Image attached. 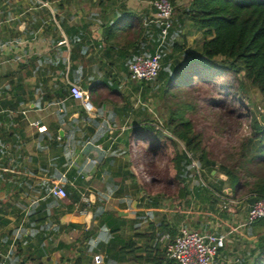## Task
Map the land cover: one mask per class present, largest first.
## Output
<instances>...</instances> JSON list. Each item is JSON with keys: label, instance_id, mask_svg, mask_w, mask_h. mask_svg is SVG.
I'll use <instances>...</instances> for the list:
<instances>
[{"label": "crops", "instance_id": "crops-1", "mask_svg": "<svg viewBox=\"0 0 264 264\" xmlns=\"http://www.w3.org/2000/svg\"><path fill=\"white\" fill-rule=\"evenodd\" d=\"M189 1L178 0V5ZM153 2L50 0L42 4L35 0L33 19L26 22L24 5L12 14L9 0H0V264H75L81 255L92 264H152L158 251L151 249L155 244L152 235H161L163 247L168 244L167 234L158 226L164 221L161 205L166 199H159L160 207L154 206L138 179L139 170L133 166L134 176L126 175L130 172L125 168L127 154H122L128 150L125 142L132 138V130L147 119L153 121L151 95L148 98L145 89L138 87L142 83L132 81L129 72L138 56L152 57L157 50ZM195 31L185 19L176 41L180 37L183 45L189 43ZM29 72L32 75L27 76ZM71 85L88 92L96 114L71 95ZM19 99H28V103L18 105ZM88 115L100 121L88 120ZM104 128L110 134L97 145ZM93 152L98 153L96 159L91 157ZM58 181L68 195L86 194L90 201L95 196L93 207L87 209L93 213L90 226L85 222L88 214H82L85 207L69 211L68 205L73 203L69 196L63 200L51 194L41 196L43 189ZM129 187L131 198L127 197ZM39 202L47 206V225L56 226L35 230L29 239L27 234L39 217L30 221L27 212ZM103 213H112V227L118 232L110 234L111 227L104 226L105 231L100 226ZM247 215L248 211L231 210L211 220L210 228L197 220L189 229L227 235L224 264H231L239 257L230 235L247 228ZM56 218L81 228L59 233ZM165 221L178 231L185 223L175 218ZM214 223L230 226L232 231L222 232ZM84 226L93 231L91 241H80ZM115 238L123 241L116 242L112 255L133 242L141 250L116 260L107 251ZM159 250L162 259L163 250Z\"/></svg>", "mask_w": 264, "mask_h": 264}, {"label": "trees", "instance_id": "trees-1", "mask_svg": "<svg viewBox=\"0 0 264 264\" xmlns=\"http://www.w3.org/2000/svg\"><path fill=\"white\" fill-rule=\"evenodd\" d=\"M39 1L44 4L50 0ZM170 1L175 5L173 22L177 29H171L166 41L162 43V27L156 23L158 27L154 42L155 47L160 48L162 53V67L154 81L138 85L139 88L145 89L148 98L153 90L159 91L161 97L165 99L169 117L165 125L147 119L132 130V138L125 142L128 152L132 155V165L141 170L139 172L142 175L145 192L156 208L160 207L158 201L161 198L171 199L174 206L182 203L189 206L196 200L206 208L209 205L210 212H215L220 203H226V211L230 212L234 209L233 207L237 208L239 203H245L250 198L264 200V123L261 118L252 117L250 124L252 134L242 140L240 149L233 148L237 160L232 162L229 159L226 163H220L211 158L202 135L195 130L194 122L189 116L190 112H194L193 104L189 101L175 102V99L187 95L189 90L197 88L199 84L212 82L215 84L206 75L207 73H213L214 76L221 74L233 76V79H228L226 85L220 89L214 87L220 95V99L216 101L217 105L227 108L230 113L238 117L243 116L238 114V109L234 106L236 102L242 100L241 91L248 92L249 89H256L264 96V0H190L187 4L180 6L176 4V0ZM185 19L190 21L194 29L203 34L204 43L200 53L185 49L187 41L182 46L176 41L182 34ZM30 75L32 73L29 72L27 76ZM233 94L236 96L235 100L230 99ZM24 102L28 103V99H19L18 105ZM86 118L95 122L100 121L98 117L92 120L90 115ZM240 121L236 122L238 129L243 126ZM225 125L228 126V130L231 127L228 134L236 136L239 130L237 128L234 130L235 127L231 123L227 122ZM100 133L101 138L96 141L97 145L107 138L110 130L104 128ZM250 141H256L259 144L257 153L251 158L247 153ZM122 154L127 152L123 151ZM143 165L145 174H142ZM193 171H196V174H193ZM126 175L134 176L132 171ZM149 175L155 176L154 179L151 178L148 181ZM213 179L215 182H212ZM170 187H174L171 196L168 194ZM227 188L232 189V197L224 193ZM50 191L51 188L43 189L41 196H49ZM68 196L71 202L73 200V203L68 205L69 211L85 207L81 203V193L73 192ZM90 207L93 205L91 204ZM46 208L44 202H39L27 212V218L30 221H33L34 216L39 217L29 235L26 228L24 229L29 239H33L35 230L56 226L55 224L47 225ZM152 215L155 214L152 213ZM111 219L112 213H103L100 226L103 229L107 228L104 226L111 227L109 233L115 234L119 229L112 227ZM55 220H57L59 233L81 228L76 224L64 225L57 218ZM158 226L162 233L169 235L171 239L178 234L177 228L167 224L165 220ZM251 227H264V219L257 221ZM104 230L108 231V228ZM92 234L93 231L84 226L83 239L81 238L80 241H91ZM139 236L144 235H135V237ZM160 237L161 235L157 238L152 235L151 239L155 240V244L151 249L158 251L151 263L177 264L166 255L167 245L163 247ZM44 240L45 237L40 239L42 253L46 248L43 244ZM117 241L123 240L115 238L109 241L107 251L110 255L116 249ZM63 245L64 243L61 246ZM128 248L132 249L131 253L127 251ZM159 248L163 250L164 258L162 259L159 258L161 256ZM30 249L38 251V248L33 245H30ZM137 250L141 249H135L133 242L130 247H124L112 256L116 260H122L125 255L136 254ZM251 257L243 259L240 264H248L249 261L250 264H264V235L258 238ZM86 258L79 256L75 264H92L91 259ZM138 258L143 259V257ZM24 264L27 262L25 261Z\"/></svg>", "mask_w": 264, "mask_h": 264}, {"label": "rangeland", "instance_id": "rangeland-1", "mask_svg": "<svg viewBox=\"0 0 264 264\" xmlns=\"http://www.w3.org/2000/svg\"><path fill=\"white\" fill-rule=\"evenodd\" d=\"M33 2H35V0H9L11 13L15 14L17 9L24 5L26 10V16L24 19L26 22H29L31 19H33ZM176 4H179L178 0H176ZM15 22H17V20ZM203 40L204 37L202 32L198 31L195 35H193L192 33L190 35V40L188 41L189 43H186L185 45V49L200 53L202 50ZM178 42L180 45H183V40L180 37ZM206 75H208L215 84H213V82L203 85L199 84L197 88L189 90L187 92V95L185 94L180 98L175 99V102L182 103L189 101L193 104L194 112H190L189 116L194 122L195 130L202 135L206 147L210 151L211 158L220 163H226L227 161H229V159L234 162L237 160V157L235 156V151L233 148L235 147V149H240L242 140L246 137H250V135L252 134V128L250 126L252 117L261 118L264 115H262V112H264V96L260 94L256 89H249L248 92L241 91L242 100H240L238 103L236 102L237 106H234L235 109H238V114H241L243 116L242 118L238 117L237 115L230 113L227 108L220 107L216 103V101L220 99V95L215 87H218L220 89V87L225 86L228 82V79L232 80L233 76L224 74L214 76L213 73H207ZM235 97V94H233L230 99L235 100ZM150 98L152 99L150 101V105L152 109L153 121L155 123H162V125H165V122L169 117L168 107L167 105H165V99L161 97V94L157 89L151 92ZM238 121L242 122L243 126L241 129H238V127L236 126V122ZM227 122L234 125V130L236 128L239 130L236 136H231L230 134H228L231 127L228 130V126L225 125ZM258 147L259 144L256 141H250L247 151L250 158L257 153ZM125 158V168H129L128 171H130L133 165L132 155H130L128 150ZM143 169L144 170L142 174H145V166ZM139 171L141 172V170ZM139 171L138 179L143 184V180L141 179L142 175H140ZM193 174H196V171H193ZM154 177L155 176L149 175L148 181H150L151 178L154 179ZM212 182H215V180L213 179ZM130 183H133V179L129 180L128 186L131 185ZM131 187H129V195L127 196L128 198L132 197V195H130V193H132ZM173 192L174 187H170L168 194H170L171 196ZM164 198H166V196H164ZM220 204V207H217V210L215 212H212L211 215L209 214L211 213L210 209H208V207H204L203 204L197 202L196 200H194L189 206L183 203L179 206H174L172 200L167 198L166 203L161 205L162 213L165 214L162 219H168L171 221H173L174 218L176 220L184 219L185 223H182V225L183 227L188 228H193L192 224L197 220L204 221V225L207 224V226L209 225L208 227L210 228L211 220L214 219L213 221H216V218L228 214V212L223 208V204ZM243 222H241L240 224H242ZM215 226H219V229H222V232L229 233L232 231L230 226H221V224H215ZM233 228L235 229L234 226ZM236 231L233 232L234 234L230 235V238L232 239L231 241H234V246H232L234 248V252L241 259L242 263L243 259L252 258L251 253L253 252V249H255L258 238L264 235V227H242L239 230V234H236ZM235 235H237V237H235ZM165 242L167 244L169 240L165 239ZM250 263L251 262L249 261L248 264Z\"/></svg>", "mask_w": 264, "mask_h": 264}, {"label": "built area", "instance_id": "built-area-1", "mask_svg": "<svg viewBox=\"0 0 264 264\" xmlns=\"http://www.w3.org/2000/svg\"><path fill=\"white\" fill-rule=\"evenodd\" d=\"M155 8V20L162 27V43L168 37L171 29H173L174 5L170 0H155L153 2ZM162 67V53L160 48L152 57L138 56L136 60L130 64V79L134 82H151L154 81L160 73ZM71 95L80 100L85 109L92 113L94 106L90 100L87 91H84L77 85H71ZM194 167L196 164H193ZM50 194L60 200L68 197L67 191L63 188L60 181L54 182ZM81 202L85 205L82 210L83 215H87L88 208L91 205L89 196L83 194ZM226 210L227 205L223 203ZM264 219V200L257 202L248 211L245 227L254 225L257 221ZM169 240L167 244V256L177 264H224L225 257L223 251L227 247L228 236L219 235L216 232H200L182 227L177 236L171 239L169 235L165 237ZM239 258H234L231 264H238Z\"/></svg>", "mask_w": 264, "mask_h": 264}, {"label": "water", "instance_id": "water-1", "mask_svg": "<svg viewBox=\"0 0 264 264\" xmlns=\"http://www.w3.org/2000/svg\"><path fill=\"white\" fill-rule=\"evenodd\" d=\"M97 113V110L96 109H93L92 111V114H96ZM261 121L264 123V115L261 117ZM98 153L97 152H93L91 154V157L92 159H96ZM213 174H215V172H213ZM223 179H226V177L222 176ZM225 194H228L230 197L233 196L232 194V189L231 188H228L224 191ZM95 200V196L94 195H91V202H94ZM257 202V198L253 197V198H250L247 200L246 203L242 202L239 204V206L236 208V207H233L234 209H232V211H249L251 209V207ZM236 204V203H235ZM92 218H93V213L92 212H89L86 219H85V222L88 226L91 225V221H92Z\"/></svg>", "mask_w": 264, "mask_h": 264}]
</instances>
